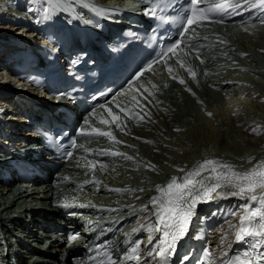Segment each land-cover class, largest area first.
I'll use <instances>...</instances> for the list:
<instances>
[{
  "label": "bare ground",
  "instance_id": "1",
  "mask_svg": "<svg viewBox=\"0 0 264 264\" xmlns=\"http://www.w3.org/2000/svg\"><path fill=\"white\" fill-rule=\"evenodd\" d=\"M99 1L111 2L112 0ZM47 2L48 6L50 5L47 6L49 11L53 10L54 7L56 8V5L52 4L53 2L50 3L49 0ZM239 2L243 3V0H239ZM70 3L71 5L75 4L71 0ZM71 5L68 7L75 10ZM125 5L127 7L129 2H125ZM33 6L35 7L34 4ZM7 7L3 8L6 9ZM15 9L18 10L17 14L21 15L23 6L21 8L13 7L11 11ZM243 10L245 7H242L240 12ZM23 12L26 19H31L29 12L25 9ZM69 13H71L70 9ZM76 13L79 11L77 10ZM0 14L12 16L7 14V11ZM13 15L14 17H9V19L0 16V28L7 27L15 31L24 30L22 15L20 17L15 16L14 13ZM250 31L257 38L249 39L246 43L243 40L234 39L232 43L236 45L234 47L217 40L216 38L220 35L217 30H206L203 34L196 33L195 38L197 40H206V43L213 44L212 48L204 49L202 52L209 55V59L212 60L210 63L206 62L207 66L203 67L205 69L204 74H208L204 82L200 84L201 87H204V91L197 86H194V90L189 91L186 83L181 84L188 90V95L175 94L172 100L166 95V92L174 91L171 87L162 93L147 89L144 85L152 81V76L147 75L140 81V87L143 86L144 89H147L146 95H140L142 98L139 100L140 103L136 104L132 98L125 103L129 111L138 117H142V119L131 118L133 121L130 126H125L123 125L125 122L122 124L120 121L123 130L110 123L111 121H108L107 124H100L103 119L92 121V123L88 122L87 125L83 122L87 131H90L91 128L111 131L116 140L121 141V143L110 141L107 137L88 136L83 143L86 150L90 152L85 158L77 161L81 166L71 169V172L66 175L61 172L56 178L37 184L36 195L44 196L38 205L40 207L46 206L45 209L49 212L45 213H50L53 216L60 213L63 205L78 204L76 208L81 205L82 215L73 213V215L66 214L63 216L62 220L69 229L77 226V218L82 221L109 219L108 223L110 225L115 224L116 228L124 223L134 225L141 222L143 227L139 228L141 229L139 232L142 231L143 234L139 233L138 242H144L147 246L149 237L152 238L154 234V231L149 230V225L154 224L155 217L151 210L144 211L143 208L148 206L151 209L152 206L149 201L153 196L159 195L156 191L157 185L165 186L172 177H176L179 182L180 178L184 177L187 172L195 170L197 165L206 159L215 160L218 164L231 165L240 171L247 170L256 163L264 161V80H261L263 90H260L259 86H256L259 83L255 82L249 74L252 71H244L245 68L243 69L244 65H242L244 62L240 58H250V53L248 56L245 52L252 51L262 59V66L260 67V64H255V66H259L264 71V28L261 33H254V30ZM86 43L87 47H92L89 40ZM255 61L257 63L256 59ZM155 74L158 76L160 73ZM0 76L3 79L8 78L2 71H0ZM211 86H214L213 94L210 93ZM233 87H235L233 89L235 93L230 91ZM148 92H151V95H148ZM236 94H242L243 97L249 99V102L247 100L242 101L241 98H234L239 103L238 105L236 103L239 111L234 109L235 111L230 113L227 110L225 114L222 112L223 110L217 109L218 104L221 103V98L226 95L236 97ZM207 113L212 115L209 116ZM112 152H119L122 155H111ZM81 153H86V151H81ZM250 160L253 161L252 164L248 163ZM92 161L96 162L95 168L99 169L98 171L103 176L101 180L97 179L93 173L95 169L93 170L89 166ZM69 165L70 167L74 166L72 162ZM100 165L104 166L103 170H101ZM201 175L209 176L210 172L204 171ZM63 181L65 182L63 184L71 185V190H75V192L69 194L62 191V197L58 198L62 205H55L52 202V195L59 190L54 191L53 186L56 182ZM114 189H121V191H114ZM1 197L3 204L10 199L6 194ZM211 203V211L220 213L223 220L217 223L215 233L207 238L206 243L212 244L210 249L215 253L216 260L221 259L222 263L226 264V257L230 254V250L241 242L235 239L236 229L229 228V225L238 224L242 207L246 203L251 206L252 202L240 197L227 196V198H222L218 195L216 199L211 200ZM5 211L8 209L5 208ZM233 212L236 213L235 216L231 215ZM96 213L97 216H94L93 214ZM205 213L204 207L199 203L196 220L199 221V218ZM57 222H61V219ZM222 236L224 237L223 243L221 242ZM246 239L247 237L244 240ZM80 241L75 240L72 245ZM97 241L96 237L94 244ZM106 242L110 243L111 241L107 240L100 245L104 246ZM156 243V240L152 238L151 247L155 248ZM52 247L56 248V253L52 256V263L88 264L91 259L85 260L84 255L88 254L90 250V247L86 249L85 244H80L78 248L80 257L69 255L65 244L59 241L52 243ZM140 254L143 255V252ZM146 254L149 256L148 253ZM146 260L148 264H153L151 257H147ZM230 261L231 258L228 263Z\"/></svg>",
  "mask_w": 264,
  "mask_h": 264
},
{
  "label": "snow or ice",
  "instance_id": "2",
  "mask_svg": "<svg viewBox=\"0 0 264 264\" xmlns=\"http://www.w3.org/2000/svg\"><path fill=\"white\" fill-rule=\"evenodd\" d=\"M190 8L185 13L183 17L176 20L175 23L178 25V39L171 43L166 52L161 54L160 58L166 56L168 53H175L181 45L185 47H190L194 51H199L195 48V45H189L186 41H190L193 37L189 33L195 34L196 27H199L202 22L208 20V12H227L229 9L236 11L242 7L260 8L264 10V0H243V4L239 0H220V2L215 3L212 7L202 8V0H189ZM32 11V9H29ZM42 11L45 13L48 11L47 8H43ZM149 11V10H145ZM155 13L156 9L150 10ZM163 19V17H162ZM171 19V17H169ZM223 41H221L222 43ZM243 55V54H242ZM158 58L152 63L159 62ZM200 63H204V60L197 56ZM181 67H184L182 61L178 60ZM152 64L148 65L150 69ZM189 74L194 78L195 72L190 68L186 69ZM169 73H172V69H168ZM139 75V74H138ZM173 79H178V77L173 76ZM181 84H184V80H179ZM143 87V86H141ZM155 87V86H153ZM147 91V89H144ZM191 91L190 89H188ZM151 95V92H148ZM132 100L136 104L140 101L137 97L133 96ZM104 107V105H101ZM109 115L112 117L111 123L115 124L117 128H121L120 116L113 114L111 109H106ZM121 112H124L126 116L134 119H142L138 117L135 113L129 111L125 107L120 108ZM211 116V113H207ZM102 124L109 123L106 120L100 121ZM88 124V121H85ZM121 130H123L121 128ZM79 135L83 136H97V137H107L110 141L115 143H121V141L116 140V137L111 131H103L97 128H91L90 131H85L81 129ZM88 151V150H86ZM111 155H122L119 152H112ZM71 157L72 153L67 154ZM126 159H132L131 157H125ZM252 164L253 161H248ZM93 170L96 167V162L92 161L89 165ZM101 170L104 166L100 165ZM210 172L209 176H202V172ZM199 177V178H198ZM67 179V178H65ZM222 190V191H218ZM114 191H121V189H114ZM143 191V189H141ZM156 191L159 193L157 196H153L149 203L151 204V209L148 206H144V211L151 210L153 216L155 217V222L149 225V230H154L163 234V239L160 241L159 245L152 248L148 255L156 261V264H165V262L170 258L172 254L175 253L177 244L188 234L189 225L194 216L197 214V205L199 203L205 202L209 199L214 198L213 194L216 193L222 198H227V196L240 197L241 199H246L252 202L249 206L247 203L242 207L241 214L239 215V223L229 225V228H235V239L237 241H243L246 237L251 238L253 243L251 247L253 250L259 249L264 246V161L256 163L253 167L240 171L236 170L233 166L227 164H218L215 160L206 159L201 164L197 165L195 170L189 171L184 177L178 179L172 177L170 181L165 186H156ZM67 207L68 205H63ZM231 215L235 216L236 213L233 212ZM143 227V226H142ZM141 229H133V232L140 231ZM78 239V235H70L68 237L69 247L72 246V242ZM224 237H221V242L223 243ZM149 243L152 242L151 236L148 240ZM135 247L131 248L124 259L131 261H139L141 256L138 254L140 244L139 242H134ZM203 254L208 258V264H211L212 253L209 249H204ZM188 256L185 255L183 261L187 260ZM109 264H112L111 258H109ZM144 264H148L145 261ZM229 264H264V251L258 252L256 256H251L250 253L245 252L243 258L237 256L234 261H230Z\"/></svg>",
  "mask_w": 264,
  "mask_h": 264
},
{
  "label": "rangeland",
  "instance_id": "3",
  "mask_svg": "<svg viewBox=\"0 0 264 264\" xmlns=\"http://www.w3.org/2000/svg\"><path fill=\"white\" fill-rule=\"evenodd\" d=\"M48 1V0H47ZM46 0H0V13H4V11H7V14H11L12 16H6V15H3V14H0V16H1V18H8L9 19V17H14V15H13V13L14 14H16L15 16H17L18 14H17V11L18 10H13V11H11V9L13 8V7H21L22 5H25V7H33V4H35V9H36V11L38 12H40V14H44V15H49V13H50V11H49V9H48V11L45 13L44 11H42V9L43 8H47V6H48V2H47ZM50 1V3L51 2H53L52 4H54V5H56V8L54 7V9L53 10H56L57 9V11L58 10H64L65 9V7L66 6H68V5H70V3H69V0H49ZM65 1V2H64ZM76 1H78V0H76ZM81 1V0H80ZM88 1V0H87ZM47 2V3H46ZM4 5V6H2V5ZM6 6H8L6 9H4L3 7H6ZM50 6V5H49ZM48 6V7H49ZM53 6V5H52ZM51 6V7H52ZM3 15V16H2ZM38 19V17L36 18V20ZM35 20V21H36ZM246 41H249V39H251V34H249V35H247L246 36ZM233 46H236L235 44H232ZM248 53H250L251 55H250V58H248V59H243V57H240L241 59H242V61L244 62H242L243 64L242 65H244L243 66V69H244V71L246 72V70H251L252 72H250L249 74H250V76H252L253 78H254V81L255 82H257V83H259V84H257L256 86L258 87V88H260V90H263V83H261V80L263 81L264 80V73H263V69L262 68H260L262 65V59H260L259 58V55H257V54H255V53H252V51H250V52H248ZM254 57H255V59L257 60V63H255L256 61H255V59H254ZM252 58V59H251ZM251 59V60H250ZM178 60L179 61H182L183 62V64H184V67L186 66V61H183V60H181V59H177L176 60V66L174 67V66H172V67H174V68H172V73L171 74H169L168 75V77H164L163 79H159V82H157L156 83V85H160V84H164V83H169L170 85H171V88L174 90V91H169V92H166V95L167 96H169L170 98H172L175 94H181V95H188V90L184 87V86H182L181 85V83L180 82H178L176 79H173L172 77L173 76H175V77H177V75H179V74H181V69L180 68H183V67H181V64L180 63H178ZM249 60V61H248ZM255 62H254V61ZM252 61V62H251ZM251 62V63H250ZM255 64H260L258 67H257V65L255 66ZM205 66H207V65H205ZM171 68V67H170ZM251 68V69H250ZM262 71V72H261ZM255 72V73H254ZM261 73H263V74H261ZM248 74V75H249ZM206 75H208V74H206ZM259 75V76H258ZM256 77V78H255ZM260 77V78H259ZM263 78V79H262ZM166 79V80H165ZM260 80V81H259ZM151 83H149V85H150ZM261 84V85H260ZM261 86V87H260ZM149 87V86H148ZM235 87H233L232 88V90H230V91H232V93H235L234 91H233V89H234ZM146 89V88H145ZM149 89L150 90H153L154 92H157V89H156V87H153V86H150L149 87ZM139 92H141L143 95H146L147 94V92L144 90V88H139L138 89V91L137 92H135V91H133V92H130V93H125L123 96H122V99H121V101H123L124 103H126V102H128V101H130L131 100V97H133V96H137V99L138 100H142V98L140 97V93ZM145 93V94H144ZM138 94V95H137ZM229 95H230V93H229ZM238 95V96H237ZM139 97H140V99H139ZM231 98H232V100H231ZM234 98H241V100L242 101H246L247 100V102H249L248 100L249 99H247L246 97H243V95L242 94H236V97L235 96H232V97H230V96H228V95H226L225 97H223V98H221V103L220 104H218V106H217V109L219 110V111H222V112H224L225 114L227 113V112H233V111H235V110H238L239 111V109H238V102H237V100H235ZM172 100H173V98H172ZM223 100V101H222ZM227 101V102H226ZM232 101H234V102H232ZM134 102V101H133ZM220 102V101H219ZM232 104V106H231V104ZM236 103H237V105H236ZM227 104H229L228 106H227ZM240 107V106H239ZM233 108V109H232ZM199 109V108H198ZM231 109V110H230ZM235 109V110H234ZM241 109V108H240ZM228 110V111H227ZM198 111H200V109L198 110ZM227 111V112H226ZM118 114H116V115H119L120 116V121H122L121 123L123 124L124 122H125V124H123V125H125V126H130V124L132 123V119L131 118H128L124 113H122V112H120V111H118L117 112ZM192 116H194V114H192ZM103 118H105V119H107V117L106 116H104ZM111 123V122H110ZM100 124H102V123H100ZM100 124H99V126H100ZM113 127V126H112ZM113 129H114V127H113ZM258 159V158H257ZM99 169H97V168H95V170H94V174H95V176H96V178L97 179H99V180H101L102 179V174H101V172L100 171H98ZM65 191L67 192V193H69V194H72V193H74L75 192V190H71L70 188L69 189H65Z\"/></svg>",
  "mask_w": 264,
  "mask_h": 264
}]
</instances>
